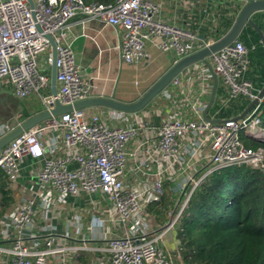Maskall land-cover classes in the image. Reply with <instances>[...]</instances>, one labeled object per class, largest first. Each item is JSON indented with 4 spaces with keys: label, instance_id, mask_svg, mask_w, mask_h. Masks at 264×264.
<instances>
[{
    "label": "built area",
    "instance_id": "obj_1",
    "mask_svg": "<svg viewBox=\"0 0 264 264\" xmlns=\"http://www.w3.org/2000/svg\"><path fill=\"white\" fill-rule=\"evenodd\" d=\"M245 4L250 0H231ZM0 0V81L8 80L13 94L25 99L37 94L44 106L51 109L56 100L74 104L91 94V84L84 68L77 62L71 43L65 37L70 21L77 16L95 18L122 29L118 48L122 59L134 63L146 56V44L151 42L163 52H173L175 62L216 40L201 36L198 29L166 21L161 7L154 0H114L85 2L84 0ZM52 36L56 43L57 93L50 92V73L41 65V56L48 53L51 62ZM249 49L235 39L208 56L212 72L226 87V100L247 96L258 98L253 83L245 77L250 67ZM179 83L176 76L172 79ZM48 90V91H46ZM237 116L209 117L202 115L205 105L197 107L198 118L182 120L177 110H171L160 124V135L152 144L162 158L171 160L186 173L192 184L181 208L169 212L167 223L154 226L148 220L146 207L164 194L166 177L162 171L148 181V187L134 190L125 186L128 172L137 175L139 166L128 167L135 155L128 144L144 126L136 121L127 126H109L102 117L90 116L84 108H73L52 116L24 131L0 149V169L17 181L26 156L41 162L37 172L33 198H24L14 209L0 215V264H69L78 251L99 252L109 264H177L172 254L162 246L165 234L186 204L193 188L204 177L190 172L191 160L204 142L209 144L212 168L248 164L264 170V148L247 146L240 132L264 136L258 114L259 102ZM8 125H6V128ZM49 134L50 142L45 140ZM190 135L191 144L182 148L180 140ZM58 142L65 152L54 155ZM151 147L145 148L151 153ZM75 149L73 153H70ZM144 182V180H141ZM146 182V181H145ZM103 194L117 215L120 233L108 234V218L92 214L88 232L79 219L72 229L57 235L52 228L39 232L38 211L47 219L57 204L69 195ZM50 227V226H49ZM62 238L63 242H58Z\"/></svg>",
    "mask_w": 264,
    "mask_h": 264
},
{
    "label": "crops",
    "instance_id": "obj_2",
    "mask_svg": "<svg viewBox=\"0 0 264 264\" xmlns=\"http://www.w3.org/2000/svg\"><path fill=\"white\" fill-rule=\"evenodd\" d=\"M154 1L160 5L161 16L164 20L175 22L189 29H194L203 20L212 18L216 9L219 8V5L222 8L231 7V0ZM203 11L204 18L202 17ZM121 33V28L101 20L77 16L70 21L65 30V37L71 43L76 60L84 68L85 75L91 84L90 96L113 97L121 102L130 103L138 100L146 90L176 63V60L173 52H163L151 42H148L146 44V56L134 63H127L122 59L118 48ZM47 57L48 53L41 56V65L46 72L50 73ZM205 66H207L206 63L198 61L184 68L177 75L179 78L178 84L171 81L162 92L140 111L131 113L123 112L104 105L85 107L89 116L97 113L112 127L127 126L136 121L144 123V126L128 144L130 151L135 152V155L128 159V167L139 166V168L137 169V175L132 172L127 173L124 181L126 187L134 190L146 189L149 184L148 181L155 178V173L162 171L166 177L164 190L169 191L173 195L175 201L174 206L176 207L181 199L185 197L190 184L188 176L180 166L172 163L169 159L162 158L154 150L152 144L158 140L160 124L171 110H177L182 120L197 119L199 114L197 107L200 105H205L206 107L215 81V99L222 98L225 95L226 87L221 78L216 76L215 80L212 72H205ZM218 89L219 92H217ZM16 99L24 100L15 97L13 87L8 80L0 81V137L3 135L2 132L6 128V125L11 122L8 116L13 114L17 109ZM39 108L43 110L44 106L42 102L39 106L33 108L34 110H29V112L34 114L40 111ZM24 113L20 111L19 114ZM203 113L204 111H202V115ZM49 139H51V136L48 134L45 140L50 142ZM191 143L190 135H186L180 140L182 148H185L186 145H190ZM147 146L151 147L150 154L145 150ZM74 151L75 149H72L70 153ZM64 152V148L58 142L54 155H61ZM209 153V144L208 142H204L193 157L186 155V158L191 160L190 172L194 176H205L210 172L209 170L213 164ZM21 165L22 171L20 178L11 184L12 192L16 202H18L17 206L22 199L33 198L35 196L33 190L36 188V175L41 162L30 156H26ZM196 165L198 168H196ZM141 180H144V182ZM179 190L180 193H178ZM176 195H179V197H175ZM94 213L108 218L106 223L108 234H112V231L115 234L120 233L121 228L117 222V215L113 205L101 193L95 195L85 193L69 195L66 202L57 204L56 207L52 208L47 219L42 216L41 210L38 211L36 219L40 224L39 232L41 234L47 233L52 228L56 230L57 235H60L66 229H72L76 219L83 222L84 229L87 233L91 216ZM147 218L155 226L163 225L153 221L149 215ZM167 237L166 233L161 244L171 253V250L166 245L167 241L168 243L170 241V238ZM60 241L63 242L64 240L58 238V242ZM104 263L109 264L108 261L99 262V264Z\"/></svg>",
    "mask_w": 264,
    "mask_h": 264
},
{
    "label": "trees",
    "instance_id": "obj_3",
    "mask_svg": "<svg viewBox=\"0 0 264 264\" xmlns=\"http://www.w3.org/2000/svg\"><path fill=\"white\" fill-rule=\"evenodd\" d=\"M230 5L229 8L219 5L212 18L203 20L194 29H198L201 36L218 39L229 30L242 7L235 1ZM263 14L264 10L257 11L252 17L264 32L263 20L258 18ZM238 39L249 49L250 67L245 77L258 93L264 85V47L260 35L251 24H246ZM226 97L225 92L222 98L214 100L209 117L236 116L251 102L244 95L231 100H226ZM257 111L264 127V95ZM30 115L29 111L24 113L25 118ZM240 138L247 146L264 148V141L245 131L240 132ZM12 183L0 169V215L18 204ZM184 199L175 207L173 195L164 190L160 199L148 204L146 210L153 221L164 224L168 221L169 212L174 208L177 212ZM173 228L183 264H264V170L248 164L213 168L193 188ZM69 264L94 263L88 253L78 251L71 256Z\"/></svg>",
    "mask_w": 264,
    "mask_h": 264
},
{
    "label": "water",
    "instance_id": "obj_4",
    "mask_svg": "<svg viewBox=\"0 0 264 264\" xmlns=\"http://www.w3.org/2000/svg\"><path fill=\"white\" fill-rule=\"evenodd\" d=\"M30 5L33 6V0H28ZM264 10V0H250L247 3L243 4L237 13L231 27L229 30L223 34L221 37L216 39L214 42L209 44L208 46L197 50L180 60H178L166 73H164L148 90L144 92V94L136 101L126 103L121 102L119 100L114 99L113 97L107 96H90L85 99L79 100L72 104H61L59 100H56L55 106L51 109H43L40 110L24 121L19 123L17 126L13 127L7 133L3 134L0 137V149L4 147L7 143H9L12 139L33 127L34 125L56 115H60L66 111H70L73 108H84L87 106L93 105H104L107 107H111L123 112H137L145 108L150 101H152L160 92H162L172 81L174 77H176L184 68L190 66L193 63L198 61H203L210 67V63L208 61V56L224 47L225 45L231 43L235 39L238 38L240 33L246 24H251L252 27L259 33L262 45L264 47V32L260 25L256 23L252 17L253 13L257 11ZM51 43V62H50V81H51V92L53 95L57 93V80H56V43L52 36H49ZM215 80L216 76L214 75ZM215 90H216V81L214 83V87L210 96V99L204 109L203 116L205 119L209 120L208 111L214 103L215 99ZM264 95V86L262 90L258 94V98L252 100L246 110L243 113L237 115L235 118L240 119L244 117L247 112L250 110L252 106H254L259 98ZM258 139L264 141V136H258Z\"/></svg>",
    "mask_w": 264,
    "mask_h": 264
},
{
    "label": "rangeland",
    "instance_id": "obj_5",
    "mask_svg": "<svg viewBox=\"0 0 264 264\" xmlns=\"http://www.w3.org/2000/svg\"><path fill=\"white\" fill-rule=\"evenodd\" d=\"M258 18L262 19L263 20L262 22L264 24V14L259 15ZM16 101H17V104H16L17 109L15 110V112L13 114L8 116L9 120L11 122H9L8 127L4 129V131L2 132L3 134L7 133L13 127L17 126L19 123H21L22 121L25 120L24 114H19L20 111H22L24 113V112L29 111V110H34L33 108H36L37 106H39L41 104V99L37 94H33L32 96H30L24 100H17L16 99ZM192 168H193V166H192ZM196 168H198L197 165H196ZM191 187H192V184L190 183L188 186V189L186 191V195L190 191L189 189H191ZM178 193H180V190L178 191ZM186 195H185V197H186ZM175 197H179V195H176ZM167 236H168L167 238H170V241H169L170 244L167 241L166 245L171 250L173 258L177 261V264H183L180 253L178 251V240L176 239V236H175V230L172 229V230L168 231ZM173 237H175V238H173ZM88 254L93 259L94 264H99V262L101 263L102 261L107 262L106 258L103 255H101L99 252L88 253Z\"/></svg>",
    "mask_w": 264,
    "mask_h": 264
}]
</instances>
